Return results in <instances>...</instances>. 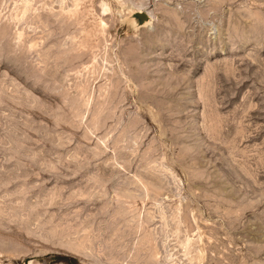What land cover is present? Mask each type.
I'll return each mask as SVG.
<instances>
[{
	"label": "rangeland",
	"instance_id": "1",
	"mask_svg": "<svg viewBox=\"0 0 264 264\" xmlns=\"http://www.w3.org/2000/svg\"><path fill=\"white\" fill-rule=\"evenodd\" d=\"M0 264H264V0H0Z\"/></svg>",
	"mask_w": 264,
	"mask_h": 264
},
{
	"label": "water",
	"instance_id": "2",
	"mask_svg": "<svg viewBox=\"0 0 264 264\" xmlns=\"http://www.w3.org/2000/svg\"><path fill=\"white\" fill-rule=\"evenodd\" d=\"M151 15L147 12H140L134 14L135 23L137 27H144L147 22L150 21Z\"/></svg>",
	"mask_w": 264,
	"mask_h": 264
},
{
	"label": "bare ground",
	"instance_id": "3",
	"mask_svg": "<svg viewBox=\"0 0 264 264\" xmlns=\"http://www.w3.org/2000/svg\"><path fill=\"white\" fill-rule=\"evenodd\" d=\"M140 13V12H139ZM151 14V13H150ZM151 20V19H150ZM150 22V21H149ZM149 22H147L146 24H149Z\"/></svg>",
	"mask_w": 264,
	"mask_h": 264
}]
</instances>
